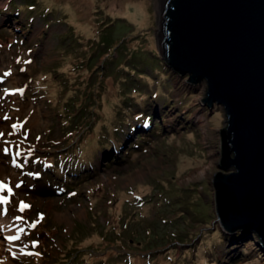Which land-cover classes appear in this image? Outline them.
Returning a JSON list of instances; mask_svg holds the SVG:
<instances>
[{"label": "rangeland", "instance_id": "1", "mask_svg": "<svg viewBox=\"0 0 264 264\" xmlns=\"http://www.w3.org/2000/svg\"><path fill=\"white\" fill-rule=\"evenodd\" d=\"M159 1L54 0L56 14L44 18L32 0H0V180L10 182L13 188L3 193L11 201L0 204V218L18 230L17 240H3L0 261L119 264L126 260L152 264L159 253L171 248L169 264H180L182 255L183 261L189 256L188 264H264V246L257 235L250 239L239 231L227 233L218 224L212 178L221 171L225 113L221 106L206 107L201 100L204 84L189 83L187 75L169 70L174 79L161 83L158 96L153 95L154 85L148 90L142 84L139 90L149 93L142 106L131 104L128 120L116 121L115 114L111 115L109 122L118 126L114 130L119 128L116 133L126 148L121 153L117 146L100 149L95 161L84 167L87 181L63 192L47 191L41 184L50 174L42 164L47 152L67 148L79 138L98 137L103 129L96 125L85 134L88 125H78L93 115L81 120L77 112L71 121L77 129L64 127L61 131L57 109L42 92L40 80L44 74H53L54 66L62 60L57 36L65 34L67 25L55 18L65 11L82 39L96 35V19L103 24L112 22L116 37L127 35L131 45L157 50ZM106 58L107 54L96 58L102 70L111 66ZM32 59L33 64L26 67L25 61ZM122 61L129 66L138 64L139 73L158 78L150 64ZM106 85L110 91L112 80ZM129 87L131 84L126 89ZM138 112H143V120L132 117ZM148 117L151 123L145 126ZM67 130L73 134L68 140ZM112 148L111 159L101 161L100 153L106 150L102 156L108 155ZM199 170L203 172L197 174ZM35 172L40 175H32ZM20 181L23 183L15 187ZM97 188L100 191L90 201L89 192ZM20 202L30 207L21 212ZM17 216L23 219H14ZM205 220L211 223L209 227ZM41 221L39 230L44 237L39 239L35 229ZM215 229L223 235L207 237L211 238L209 245L203 258L197 259L196 246L203 232ZM187 230L188 238L178 243L174 234L185 235ZM131 239L142 245L132 246ZM126 253L129 256L118 255Z\"/></svg>", "mask_w": 264, "mask_h": 264}, {"label": "water", "instance_id": "2", "mask_svg": "<svg viewBox=\"0 0 264 264\" xmlns=\"http://www.w3.org/2000/svg\"><path fill=\"white\" fill-rule=\"evenodd\" d=\"M156 37L168 69L203 83L202 103L225 113L212 178L218 224L264 246V0H164Z\"/></svg>", "mask_w": 264, "mask_h": 264}, {"label": "trees", "instance_id": "3", "mask_svg": "<svg viewBox=\"0 0 264 264\" xmlns=\"http://www.w3.org/2000/svg\"><path fill=\"white\" fill-rule=\"evenodd\" d=\"M53 2L54 0H32V4L40 9L39 13L44 18L56 14L57 9ZM67 18L68 14L65 11L58 18H55L67 25L65 34L57 36L59 39L57 49L61 51L62 60L54 66L53 74L52 72L44 74L40 80L42 92L48 98L49 105L57 109L59 123L62 124L61 131L64 127L77 129L71 123L73 114L77 112H79L81 120L90 113L93 115L91 120L78 125V127L88 125L85 134L90 133L89 131L96 125L103 126V129L99 131L98 137L91 139L79 138L67 148L47 152L45 159H42V164L48 166L50 174H48L49 178H43L41 184L44 189L52 192H63L69 188L75 189L80 183L87 181L89 176L84 167L90 166L95 161L99 150L106 146H120L121 135L116 133L119 128L114 130L118 126L111 124L109 120L112 118V114H115L114 119L116 121L128 120L129 110L133 108L130 105L142 106V102L149 96V93L144 89L139 90L142 84H146L148 90L154 85L156 89L153 95L158 96L162 93V90H160L161 83L174 79L157 50H151L150 46L143 49L140 44L135 47L130 44V37L127 35L123 38L116 37L112 22L103 24L96 19L94 23L97 26L96 35L93 38L82 39L81 35L76 34L74 26L67 21ZM127 23L130 24V22ZM142 44H144V41H142ZM94 53H97V56ZM104 54H107L106 60L111 63V66L102 70L96 63V58ZM122 58L126 62L134 59L141 61V65L150 64L151 70L154 74H157L158 78L154 80L148 75L139 73L138 64L126 65ZM32 64L33 59L25 61L26 67ZM54 74L57 77H54ZM109 79L112 80L113 84L110 91L107 90L106 85V81H109ZM128 84H131V87L126 89ZM126 106L128 107L126 108ZM141 114L143 112H138L132 117H136L135 119L139 117L138 120H143L144 117ZM69 132L67 130L65 133L68 134ZM72 137L73 134H68L67 140ZM96 191H100V189L97 188L89 192L88 198L90 201L95 198ZM203 223L207 227L211 225L209 220H205ZM40 224L42 225V221L38 223L37 229H35L39 239L44 237V233L39 230ZM203 234L202 239L196 246L199 250V255H195L197 259L203 258L202 253L205 247L209 245L211 238L208 239L207 237L223 235L219 229L204 231ZM188 235L187 230L185 235L174 234L173 237L183 244L185 240L182 239H187ZM240 241L244 242L245 238L241 237ZM129 243L136 247L142 245L141 241H135L134 239L129 240ZM170 251L171 248L159 253L160 257L152 264H169L173 260V255L169 254ZM128 254L118 255L127 256ZM183 259L185 258L182 255L180 264H188L189 256L186 257V261H183ZM257 260L255 259V261ZM131 263L132 261L128 263L126 260H122L119 264ZM139 264L144 263L140 261Z\"/></svg>", "mask_w": 264, "mask_h": 264}, {"label": "snow or ice", "instance_id": "4", "mask_svg": "<svg viewBox=\"0 0 264 264\" xmlns=\"http://www.w3.org/2000/svg\"><path fill=\"white\" fill-rule=\"evenodd\" d=\"M29 51H31V50L29 49ZM20 91H22V90H20ZM141 115H143V114H141ZM150 123H151V118L150 117L146 118L145 119V126H147ZM12 127L15 128L16 125L14 124ZM4 151H7V149H4ZM32 175L39 176L40 173L39 172H35V173H32ZM21 183H23V181L18 182L15 185V187H19V185ZM12 190H13V188H12L10 182L4 181V180H0V204H6V203H8V202L11 201V197L10 196H6L3 193H5V192L10 193V192H12ZM26 207H30V205H27L24 202H20V209L19 210L21 212H23ZM4 211L6 213L7 212V209L5 208ZM40 215H42V214H40ZM14 219H23V217L17 216V217H14ZM8 238L9 239H12V240H17L18 239V237H16V236H9ZM32 243L35 244V243H38V241H32Z\"/></svg>", "mask_w": 264, "mask_h": 264}, {"label": "bare ground", "instance_id": "5", "mask_svg": "<svg viewBox=\"0 0 264 264\" xmlns=\"http://www.w3.org/2000/svg\"><path fill=\"white\" fill-rule=\"evenodd\" d=\"M159 3H160L159 4L160 5V8H162L163 7L164 0H160ZM202 172H203V170H199L197 172V174H201ZM6 224H7V220L5 222V220H3V219L0 218V256H2L1 253L3 252V245L5 244L3 242V240L4 239L9 240V238H7L6 235H8V237H9V236H15L18 233V230L17 229H14L13 230L12 228H9L10 226L8 224L7 225ZM14 228H15V226H14ZM11 252H15V251L12 250ZM6 263H7L6 260H1L0 261V264H6Z\"/></svg>", "mask_w": 264, "mask_h": 264}]
</instances>
